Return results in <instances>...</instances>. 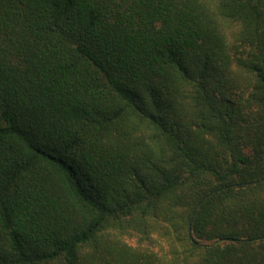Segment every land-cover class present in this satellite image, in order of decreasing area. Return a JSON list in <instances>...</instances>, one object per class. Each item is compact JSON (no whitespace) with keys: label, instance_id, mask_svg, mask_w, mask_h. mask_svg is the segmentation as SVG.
I'll return each instance as SVG.
<instances>
[{"label":"trees","instance_id":"16d2710c","mask_svg":"<svg viewBox=\"0 0 264 264\" xmlns=\"http://www.w3.org/2000/svg\"><path fill=\"white\" fill-rule=\"evenodd\" d=\"M0 264H264V0H0Z\"/></svg>","mask_w":264,"mask_h":264},{"label":"water","instance_id":"95a60500","mask_svg":"<svg viewBox=\"0 0 264 264\" xmlns=\"http://www.w3.org/2000/svg\"><path fill=\"white\" fill-rule=\"evenodd\" d=\"M257 181H252L251 184H254L256 183ZM211 193H208L195 207H194V210H193V213H192V217L194 215V213L198 210V208L201 206L202 203L205 202V200L210 196ZM190 232V231H189ZM242 239H225V238H220V239H216L214 240L210 245L211 246H215L221 242H224V241H241ZM256 239H248V241H254Z\"/></svg>","mask_w":264,"mask_h":264},{"label":"rangeland","instance_id":"374dc122","mask_svg":"<svg viewBox=\"0 0 264 264\" xmlns=\"http://www.w3.org/2000/svg\"><path fill=\"white\" fill-rule=\"evenodd\" d=\"M234 29H235V27H234ZM230 33V32H229ZM230 36V34H228V37ZM126 239V241L129 243V244H131V245H137V238L136 237H134V236H129V237H126L125 238ZM154 250H157L158 249V247H154L153 248ZM158 251V250H157Z\"/></svg>","mask_w":264,"mask_h":264}]
</instances>
